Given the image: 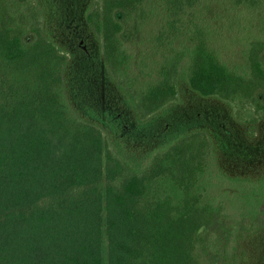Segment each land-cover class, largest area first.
Here are the masks:
<instances>
[{
    "label": "trees",
    "instance_id": "1",
    "mask_svg": "<svg viewBox=\"0 0 264 264\" xmlns=\"http://www.w3.org/2000/svg\"><path fill=\"white\" fill-rule=\"evenodd\" d=\"M146 1L104 0L101 10L83 12L102 38L97 59L77 64L85 83L67 74L74 53L52 31L25 27L10 2L1 4L0 264H237L229 245L239 222L206 198V171L192 167L184 151L188 129L168 124L154 133L148 119L177 96L183 54L140 99L128 86L130 55L121 35L133 23L144 27ZM231 1V11L264 6ZM198 2L166 0L168 24L157 32L158 46L172 47L188 30L194 34L190 91L232 100L249 88L244 97H253L264 88V41L250 46L246 80L239 67L220 61L203 24L184 25ZM100 81L105 88H97ZM110 88L135 115L133 126L96 105L93 94H112ZM224 178L230 188L239 186L231 195L244 210L264 206V175L224 173L218 180ZM248 219L244 214L243 229Z\"/></svg>",
    "mask_w": 264,
    "mask_h": 264
},
{
    "label": "rangeland",
    "instance_id": "2",
    "mask_svg": "<svg viewBox=\"0 0 264 264\" xmlns=\"http://www.w3.org/2000/svg\"><path fill=\"white\" fill-rule=\"evenodd\" d=\"M260 1L264 4V0ZM5 2H10L13 11H17L19 23L47 34L52 31L62 48L74 53L73 65L67 68V74H74L76 80L85 83L77 64L79 61L86 63L85 59H97L102 38L95 27L84 19L83 12L101 10L104 0H54L53 8L45 0H0V6ZM165 2L147 0L144 6L148 19L144 27L140 30L133 23L121 35L130 55L128 86L140 99L147 86L161 82L162 70L178 54H183L175 77L177 96L148 119L154 120V133L162 131L168 124L182 125L188 129L184 151L193 160L192 167H201L206 171L204 177L209 185L206 198L222 206L226 217L239 222V228L230 241V257L236 259L237 264H264V206L244 210L231 195L239 186L230 188V182L225 178L222 182L218 180L224 173L252 179L264 175V88H258L253 97H244L249 90L246 88L242 97L232 100L218 97L202 99L194 95L188 85L193 64L194 34L185 30L179 40L166 49L160 48L156 41L159 29L168 24ZM231 8V0H199L191 14L185 17L184 25L194 30V22L203 24L211 34L208 43L217 52L220 61L230 68L239 67L236 69L238 73L251 80L247 74V55L254 42L264 41V6L255 12L241 6L233 11ZM33 37L34 33H30L28 38ZM259 57L264 64V51L260 52ZM71 66L79 72H74ZM142 72L149 75L145 77ZM95 81H98L97 76ZM97 88H105L104 83L100 81ZM114 91L112 94L104 90L95 92L96 105L110 107L112 112L122 114L124 121L133 126L135 115L120 103L121 96L115 88ZM149 146L146 144V147ZM224 192H228V195H223ZM244 214H247V218L253 217V220L248 219L252 222L248 225L249 229L241 227Z\"/></svg>",
    "mask_w": 264,
    "mask_h": 264
}]
</instances>
